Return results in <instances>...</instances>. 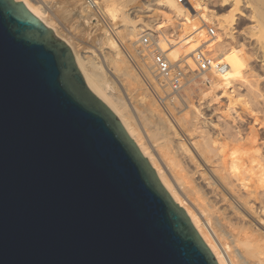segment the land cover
<instances>
[{
  "label": "water",
  "instance_id": "1",
  "mask_svg": "<svg viewBox=\"0 0 264 264\" xmlns=\"http://www.w3.org/2000/svg\"><path fill=\"white\" fill-rule=\"evenodd\" d=\"M0 264H216L70 47L0 0Z\"/></svg>",
  "mask_w": 264,
  "mask_h": 264
},
{
  "label": "bare ground",
  "instance_id": "2",
  "mask_svg": "<svg viewBox=\"0 0 264 264\" xmlns=\"http://www.w3.org/2000/svg\"><path fill=\"white\" fill-rule=\"evenodd\" d=\"M16 1L23 2L26 8L30 11L32 15H34L35 17L40 19L42 22H44L49 28L52 29L55 35L59 36L72 49L76 65L79 71L81 72L88 88L114 113V115L119 120V122L121 123L125 131L130 136V138L133 139L134 143L138 147L141 154L149 161L150 165L153 167L156 173V177L159 183L170 194L174 202L180 205L184 209V211L192 217L195 223V228L202 235L205 243L207 244V246L213 253L216 259V264H264V155L260 152L261 150L260 148L262 147L261 145H263L264 142L263 140L261 141L260 138H259L260 142H258L256 138L257 128L255 126L256 122H254V119L251 125L247 124L249 126L247 128L248 131L246 133L244 132L245 134H243L241 131L242 129L239 128L240 124L239 125L235 124V123L238 124V122L236 121H239L238 119H240L241 116H237L238 117L237 120L235 117L232 116L229 109L231 106L234 105L233 103H236V101L234 97L232 96V93L231 95H229L227 90H225L228 87H231L233 85V82L236 79H240L244 82H249V84L251 81L253 82L255 80L254 76H258V74L256 75L254 74V72L251 73V71H253L255 68L252 70V67H247V65L242 64L243 66L240 65L241 74H238V71H235V69L239 66V64L236 62L237 61L236 58H234V60L230 62H228V60L221 61L225 66L223 69L211 73L213 75H216V78H215L216 81L214 80L215 82L211 83L212 84L211 87L214 90L219 89V88L223 89V93L219 97H222V96L227 97V101L229 103L227 105L226 111L224 110L221 111L222 110L221 107H215L213 109L209 108L210 104L205 102L207 104L205 107V110H208L207 108H209V112L206 113V111H204L202 107L199 108L197 106L195 107V105H192L194 107H190L191 108L190 110L188 109L189 114L187 113L184 117L182 116V118H180L181 120L183 119V121H185L184 126H182V128L185 127V130L183 128L184 131L181 132L182 131L181 130L179 132L178 129H176L174 124L171 122V120H169L170 117L168 119L167 116H164L165 115L164 111H162L163 109H160L158 104L155 103L156 100H154L153 97L152 98L148 97V93H147L148 89H146L147 87L144 86L145 84H143V82L141 81L142 79H140V77L137 76L136 72H134L133 68L135 67L132 68V64H130V62L132 61L128 60L129 59L128 55L131 53L132 50L130 51L129 49L130 51L128 52L129 54L126 55L127 52L124 54V51L121 49L120 45L118 44V41L112 38V32L110 29L102 30L103 36L98 38V43H99L98 47H95L93 50H86L83 52H78L76 50L77 47L75 48V45L72 43L70 39L65 38L64 36H61L59 34L57 27H55L56 25L53 24V22L47 16V13L45 11L46 8L44 9V7L41 4H35V2L33 3V1L31 0H16ZM53 1H57V0H53ZM53 1L51 3H53ZM159 1H161L160 4H162V2L164 3V5L167 4V7L169 6L168 8L171 7L170 9H172L174 12H177L179 14L178 16L181 15L183 17L184 21L179 22L181 21V19L179 20V18H177L179 20L178 21L176 19V16H173L175 17L174 19H176V23H175L174 20H171L172 16L169 17V13L166 12L165 15L167 16L168 14L167 16V20L169 21V22L167 21L168 24L171 22L170 24L171 25L173 24V26L177 27L179 30L180 28H189V29L193 28L192 33L194 34L188 40H184L185 38H182V36L181 38L179 37L180 39L177 37L179 39L178 41H176V38H173V36L170 35L169 36L170 39L167 40L169 44L166 42L168 44L167 46L166 44H163V42L162 43L158 42V44H155V45L159 46L160 50L166 53V55L168 56V58L170 59L172 63L174 62L179 63V61L181 62V60H183L185 57H188V59L186 58L187 60H185V62L191 66L192 63H189V62L192 61L191 59L195 56L196 51H203V49H205L206 46H204V42L208 39L207 34L204 31V28L206 29V27H203L202 25L199 26V24L196 23L197 22L196 18L195 17L193 18V16L195 15V13L199 12L198 16L201 17L200 20H202V22L211 21L212 19L211 20L209 19L208 15L210 14L208 12L211 13L212 10L209 9L207 4H205L206 2H203L204 0L203 1L198 0V2H195V0L194 1L184 0L183 2H178L179 0H159ZM240 2L241 0H239V3ZM47 3H49L48 0H47ZM80 3H81L80 1L75 0L76 5L78 4L79 6ZM87 3H88L87 6L89 7L90 10L86 9V11L92 10V12H94L96 15V16H93L92 18L90 17L91 20H95V22L93 23L94 25H96V22L98 21L99 17L103 18V20L104 19L106 20V18L114 20V14L117 17V14L115 13L117 11H114V10H116V8L118 7L114 9L115 5L113 6V8L111 6L110 7L108 6L106 9L101 10L99 7L101 6V4L98 6L99 3L97 4L95 0H87ZM234 4L238 5V0H235ZM76 5H74L75 8L76 7L78 8V6ZM117 10H120V9H117ZM154 10H155V7L153 11ZM200 10L202 11L200 12ZM211 14L213 16V17L211 16V18L215 19V21L218 24V27L222 29L223 32L225 31L227 34L230 33L229 36L232 37V32L230 31L231 29H233V25L235 21L233 10L232 11L229 10V12H227L226 14L218 15L216 13L217 16H215L214 12H212ZM165 15L162 14V16L164 17ZM171 15H172V11H171ZM262 16L264 17V15ZM262 16L261 18L263 20ZM86 17H89V13ZM125 17L126 18L124 19V24L127 22L126 20H129L128 16H125ZM121 18H124V16L122 15ZM88 19L89 18H87V20ZM87 20H85L86 23H87ZM262 20L260 19L259 22H262ZM140 21H142L141 18H140ZM140 21H136V23L138 22L141 23ZM103 22L106 23V21H103ZM112 27H115V26L112 25ZM131 27L133 28V25ZM140 29L141 28L137 30L140 31ZM254 29L253 31L251 29L252 33L251 31L250 32L247 31V32L250 33V37L252 36V34L253 35L255 34L254 31L258 33V37H256V39L254 37V41H257V42H254V43H256V46L260 48L262 52V64H260L262 66L260 67H263L264 66V41L262 40V37L264 36V27H262L261 25L259 29L256 28L258 30H254ZM137 30H135L136 34L133 31L135 35L133 34V32H131L134 36L131 35L129 39L133 37L134 39L136 38ZM163 34H166V33H163ZM124 35H125V32H124ZM161 37H164V36H161ZM215 38L219 40L218 48L220 52L222 53L221 56L223 55L226 56L230 54L231 52L230 48L232 47L229 46L230 45L229 43L224 42L225 40H221L223 38L221 34H219L218 36H215ZM247 40H248V37H247ZM247 40L245 41L246 42L250 41V40L248 41ZM245 41H242L241 45L243 46V48L247 49L248 47L246 48V45L244 43ZM130 42H132V39H130ZM126 46L127 44L125 45V47ZM257 47H254V49ZM216 50H213V51L216 52ZM134 51L132 52L134 53ZM209 51L211 52V50ZM133 53L131 54V56L133 55ZM229 57H234V55H229ZM138 58L136 57L135 59H138ZM179 64L181 65V63ZM144 66H145L144 68L145 71L143 70L142 71L146 72L147 73L146 75L149 76L148 78L152 80L154 74L152 73L153 71H150L151 66L150 65H144ZM193 68H195V66H193ZM257 70H259V68ZM247 74L251 75V78L249 76L248 78ZM113 77L119 80L120 84L122 85L121 87H123L125 90L123 92L127 94L128 99H131L130 96H132L131 94L133 92H136V88H138V90H140L141 88L142 92L144 93L140 95V97H137V98L140 99L143 97V95L145 97H148V98H145L146 99L145 100L146 104L144 105L145 109L143 108V109L138 110L136 108L137 107L136 105H135L136 107L134 105L130 106L131 108L135 107L134 109H135L137 118L139 120L138 122L139 123L144 122L143 125L144 127L147 126L148 130L143 129L144 131H142V129H140L141 127L140 128L138 127L139 123L135 121L136 115H134L135 116L134 119L132 117L133 114L131 115V112L134 109H132L131 112L129 111L131 109L127 107V103L124 100V96L120 94L122 91L119 93L118 90H120V88L117 90ZM208 81H210V79ZM149 82L154 83L153 80ZM255 83H259V82L256 81ZM132 84H135L134 88L135 87L136 88H135V91L131 93L132 88H133L131 86ZM249 87H252V85ZM256 91L258 92L257 89ZM210 93L211 92L207 91L206 93H204L202 98L204 99L205 97L206 98L210 97L211 99L212 98L217 99L216 98L217 96L215 95L217 93H215V91L212 93V94L215 93L214 95L211 94L212 96H210ZM251 93H252V89H251ZM164 94H162V97ZM261 96H260V101H262ZM133 97L134 96H132V99ZM236 100L239 102V100L241 101L242 99L240 97L239 100L238 99ZM257 100L259 102V98ZM141 101H143V99ZM165 101H168V100H165ZM133 102L134 101H132V103ZM215 102L217 101L215 100ZM161 103H162V100H161ZM246 103L247 102L245 101V99H243L244 108H246L245 107ZM167 104L169 105V103ZM187 104H189V102ZM219 104L222 105V103H219ZM249 106L247 105V107ZM126 107L128 108V110ZM168 108L169 107H167V109ZM249 109L250 108H248V110ZM218 110L219 112L221 111V114L222 112H224L221 116L225 117L231 122L232 124L231 127L233 126V128L235 129L234 131H231L232 128L231 130L229 128H226L227 131L223 133L220 130L221 127L218 128V124L220 123L218 122L217 124L216 122L215 123L213 122L214 120L212 119V116L214 115V113H216L215 111H218ZM245 110L246 112L248 111L247 109ZM250 112L252 111L250 110ZM172 113L173 112H171V114ZM253 114L255 113L252 112L250 115L253 116ZM175 116H177V114ZM147 119H149L150 121ZM180 119L178 120L177 118L178 122L180 121ZM177 120L175 119V121ZM242 121H245V120H242ZM178 122L177 124L180 125L181 121L180 123ZM145 123H147V125ZM139 126H142V124H140ZM222 130H225V129L222 128ZM213 135H215V137ZM227 136H231V138H234L235 140V144H234V143H231L233 139L231 140L230 137H229L230 140L226 139L230 142V144L232 145L231 147L233 149L230 148V145H227L229 142L224 140ZM219 139L222 142H219ZM217 141L219 144L218 146L217 144H214ZM190 144L191 146H189ZM213 144L216 146H214ZM190 147L195 148L196 150L195 152H197V155L193 153ZM252 147H256V148L254 149ZM251 148L254 150H252ZM228 149L230 150V152L227 151ZM213 151H215V153H212ZM183 196H185L188 202L185 201ZM213 211H219V214L214 215L215 213H212Z\"/></svg>",
  "mask_w": 264,
  "mask_h": 264
},
{
  "label": "rangeland",
  "instance_id": "3",
  "mask_svg": "<svg viewBox=\"0 0 264 264\" xmlns=\"http://www.w3.org/2000/svg\"><path fill=\"white\" fill-rule=\"evenodd\" d=\"M31 1H33V3L35 2V4H41L43 7H44V9H45V11H46V13H47V16L50 18V20L53 22V24H55L56 26L55 27H57V30H58V32H59V34L61 35V36H64L65 38H68V39H70L71 41H72V43L75 45V48H76V50L78 51V52H83V51H86V50H93L95 47H98L99 46V43H98V38H100L101 36H103V33H102V30L103 29H110L111 30V32H112V38H114L116 41H118V44L120 45V47H121V49L124 51V54L126 53V55L127 54H129L128 52H130L131 50L132 51H134V53L131 51V53L128 55V57H129V61H132V62H130V64H132V68L133 67H135V68H133V70H134V72H136V74H137V76L138 77H140V79H142L141 81L143 82V84H145L144 86L145 87H147L146 89H148V91H147V93H148V97L150 98H152L153 97V99L154 100H156L155 101V103L156 104H158V106H159V108L160 109H163L162 111H164V116H167V118L169 119V117H170V119L169 120H171V122L174 124V126L176 127V129H178V131L180 132L181 130V132H183L184 130H185V127H183L184 128V130H183V128H182V126H184V124H185V121H183V119L181 120L180 118H182V116L184 117L188 112H189V110L191 109L190 107H194V106H192V105H195V107L197 106V107H199V108H201L202 107V109L204 110V111H206V113H208L209 112V108H215V107H221V111H226V108H227V105H228V101H227V97L226 96H222V97H219L222 93H223V89H213L212 87H211V83H213V82H215L216 81V75H213V74H211V73H207L205 76H203V78H195V74H194V72H189L188 74H187V79H186V83L184 84V86L180 89V91L176 94V93H172L170 90H169V88L166 86V85H164L163 83H162V81H161V79H159L158 78V76L156 75V73H155V71H154V69H153V66H152V60H151V56L148 54V49L144 46V45H142L141 43H140V38H141V36L143 35V34H148L149 36H150V39H151V41L153 42V44L155 45V44H158V42H160V43H162L163 42V44H166V46L169 44V42L167 41V40H169L170 39V35H172L173 36V38H176V41H178L180 38H181V36H182V38H185L184 40H188L194 33H192V30H193V28H191V29H189V28H180V30L177 28V27H174L173 26V24L171 25L170 23V25L168 24V20H167V16H168V14H167V16L165 15V13L166 12H168L169 13V17L170 16H172V18H171V20H174V22L176 23V19L177 18H179V20L181 19V21H179L178 19V21L179 22H183L184 20H183V17L180 15V16H178L179 14L177 13V12H174L172 9H170V8H168L167 7V4L166 5H164V3L162 2V4H160L161 3V1H159V0H109V2H108V0H95L96 2H97V4H98V6L101 4V6H99L100 7V9L101 10H104V9H106L108 6L110 7H112L113 8V6H114V9L116 8V7H118V8H116V10H114V11H117V12H115L116 14H117V17L115 16V14H114V20H112V19H109V18H106V20L104 19L103 20V18H100L99 16V18H100V20H99V18H98V21L96 22V25H94L93 23L95 22V20H91V18L93 17V16H96L95 15V13L94 12H92V10L91 11H89L90 9H89V7L87 6V0H78V1H80L81 3H80V5L78 6V4L76 5L75 4V0H57V1H53V3H51L52 1L50 0H48V2L49 3H47V0H31ZM45 1H46V3H45ZM64 1V2H63ZM74 2V4H73V2ZM102 1V2H101ZM105 3H104V2ZM122 1V2H121ZM127 1H128V3H127ZM149 1V2H148ZM184 0H182L181 2H183ZM194 1V0H193ZM200 1H203V0H200ZM233 1H234V3H235V0H204L203 2H206L205 4H207V6L209 7V9H211L210 11H211V13L212 12H214V14H215V16H217L216 15V13L219 15V14H226L227 12H229V10L230 11H232L233 10V12H234V17H235V21H234V25H233V29H231V31L230 32H232V37H230L229 35H230V33L229 34H227L225 31L223 32V30L222 29H220L219 27H218V24H217V22L215 21V19H213V18H211V16H212V14L210 13V12H208L210 15H208L209 16V19L211 20V21H206V22H202V20H200V18L201 17H199L198 16V14H199V12L198 13H195V15L193 16V18L195 17L196 18V20H197V22L196 23H198L199 24V26H203V27H206V29L204 28V31H205V33L207 34V27H213L214 28V31H215V36H218L219 34H221V36L223 37L221 40H225L224 42H226V43H229L230 45L229 46H231L232 48H230V50H231V52H230V54H228V55H223V56H221L222 55V53L220 52V50H219V48H218V41L219 40H217L216 38H215V36L214 37H209V35L207 34V37H208V39L204 42V46H206L205 47V49H203V52L205 53V54H208V55H210V56H212V58H215V59H218V60H220V61H226V60H228V62H230V61H232V60H234V58H236V62L239 64V66L235 69V71H238V74H241V72H240V65H247V67H252V70L253 71H251V73H253L254 72V74H258V76H259V74H260V76L258 77V76H254L255 77V80L252 82H250V84H249V82H244V81H242V80H240V79H236L234 82H233V85L231 86V87H228L227 89H225V90H227V92H228V94L229 95H231V93H232V96L234 97V99H235V101H236V103H233L232 105L235 107H233V106H231L230 107V109H229V111L231 112V114H232V116L233 117H235L236 118V120L238 119V117L237 116H241V120L240 119H238L239 121H236V122H238V124L237 123H235L236 125H239L240 124V129H242L241 131H242V133L243 134H245L247 131H248V126L249 125H247V124H252L253 123V119H254V122H256L255 123V126H256V128H257V140H258V142H260V139H261V141L263 140V142H264V123H263V121H264V77H263V75H264V70H262V69H264V66L263 67H260V66H262V65H260V64H262V52H261V50H260V48H258L257 46H256V43H254V42H257V41H254V37H255V39H256V37H258V33L256 32V31H254L255 32V36L252 34V38H253V40H252V38L250 37V33H248V32H250L251 31V29H252V31H253V29L254 30H258L259 29V27H261V25H262V27H264V17L262 16V15H264V0H241V2L239 3V0H238V5H236V4H234L233 3ZM111 2H113V3H111ZM179 2V1H178ZM195 2H198V0L196 1L195 0ZM76 3H78V2H76ZM154 3V4H153ZM157 3H158V5H157ZM113 4V5H112ZM117 4H118V6H117ZM125 4H126V6H125ZM74 5H76V6H78V8H77V10H76V8H75V6ZM86 5V6H85ZM122 5V6H121ZM148 5V6H147ZM134 6V7H133ZM164 6V7H163ZM80 7V8H79ZM102 7V8H101ZM120 7V8H119ZM123 7H124V9H123ZM150 7V8H149ZM154 7H155V10L153 11V9H154ZM75 8V9H74ZM165 8V9H164ZM73 9V10H72ZM86 9H89V10H87L86 11ZM117 9H120V10H117ZM123 11H122V10ZM148 9H150V10H148ZM157 9V10H156ZM70 10V11H69ZM74 10H75V12H74ZM164 11V12H162V11ZM170 12H169V11ZM80 11V12H79ZM89 11V12H88ZM131 11V12H130ZM159 11V12H158ZM161 11V12H160ZM171 11H172V15H171ZM202 10H200V12H201ZM119 12V13H118ZM124 12V13H123ZM128 12V13H127ZM153 12H155V13H153ZM88 13H89V17H86L87 15H88ZM91 13V14H90ZM151 13H152V15H151ZM175 13V14H174ZM125 14V15H124ZM140 14V15H139ZM162 14L163 15H165V17H166V19H165V17L164 16H162ZM245 14V15H244ZM249 14V15H248ZM257 14H258V16L259 15H261L262 17H263V20H262V18H261V16H257ZM83 15V16H82ZM85 15V16H84ZM124 16V18H121V16ZM143 15V16H142ZM147 15V16H146ZM125 16H128V19L129 20H126L127 22L125 23V24H127V25H125L124 24V19L126 18ZM134 16V17H133ZM137 16V17H136ZM156 16V17H155ZM166 20H164L162 17ZM173 16H176V19H174L175 17H173ZM178 16V17H177ZM251 16V17H250ZM254 16V17H253ZM85 17V18H84ZM91 17V18H90ZM130 17V18H129ZM213 17V16H212ZM256 17H258V18H256ZM84 18V19H83ZM87 18H89L88 20H87ZM139 18V19H138ZM140 18H141V20L143 21H140ZM154 18V19H153ZM216 18V17H215ZM121 19V20H120ZM131 19H132V21H131ZM135 19V20H134ZM138 19V20H137ZM153 19V20H152ZM156 19V20H155ZM259 19V20H258ZM260 19L262 20V22H263V24H262V22H259L260 21ZM85 20H87V23H86V21ZM121 22H120V21ZM123 20V21H122ZM147 20V21H146ZM150 20V21H149ZM103 21H106V23L105 22H103ZM114 21V22H113ZM117 21V22H116ZM119 21V22H118ZM128 21H129V23H128ZM133 21H134V23H133ZM136 21H140L141 23H136ZM168 21V22H167ZM177 21V22H178ZM199 21V22H198ZM162 22V23H161ZM194 22V23H195ZM118 23V24H117ZM120 23V24H119ZM136 23V24H135ZM146 23V24H145ZM195 23V24H196ZM205 23V24H204ZM260 23V24H259ZM216 24V25H215ZM255 24V25H254ZM112 25L113 26H115V27H112ZM133 25V28L131 27ZM135 25V26H134ZM197 25V24H196ZM258 25V26H257ZM260 25V26H259ZM122 26H124V27H122ZM137 26V27H136ZM146 27V28H145ZM148 27V28H147ZM165 27V28H164ZM218 27V28H217ZM250 27V28H249ZM139 28H141L140 29V31H138L137 29H139ZM152 28V29H151ZM172 28V29H171ZM217 28V29H216ZM248 28V29H247ZM256 28H258V29H256ZM144 29V30H143ZM166 29V30H165ZM245 29V30H244ZM120 31L121 32V34H120V32H118V31ZM135 30H137V35H136V38L134 39V37L133 38H130V39H132V42H130V39H129V37L131 36V35H133L134 34V32H135V34H136V31ZM177 30V31H176ZM127 31V32H126ZM134 31V32H133ZM180 31V32H179ZM222 31V32H221ZM248 31V32H247ZM252 31H251V33H252ZM124 32H125V35H124ZM131 32H133V34L131 33ZM218 32V33H217ZM253 32V33H254ZM54 33V32H53ZM118 33V34H117ZM160 33V34H159ZM163 33H166V34H163ZM171 33V34H170ZM179 35H178V34ZM223 33V34H222ZM257 33V34H256ZM134 34V35H135ZM152 34V35H151ZM175 34V35H174ZM181 34V35H180ZM227 34V35H226ZM54 35H55V33H54ZM118 35V36H117ZM119 35H121V36H119ZM123 35V36H122ZM133 35V36H134ZM154 35V36H153ZM166 35V36H165ZM55 36H57V35H55ZM161 36H164V37H161ZM58 38H60L59 36H57ZM128 37V38H127ZM153 37V38H152ZM179 39H178V38ZM244 37V38H243ZM247 37H248V40H250V41H248L247 40ZM250 37V38H249ZM121 38V39H120ZM161 38V39H160ZM162 38H163V40H162ZM246 38V39H245ZM61 39V38H60ZM128 39V40H127ZM133 39H134V41H133ZM155 39V40H154ZM160 39V40H159ZM261 39V38H260ZM120 40V41H119ZM124 40V41H123ZM158 40V41H157ZM166 40V41H165ZM245 40H247L248 42H246ZM262 40L264 41V36L262 37ZM261 40V41H262ZM242 41H245L244 43H245V45H246V48L247 49H245V48H243V46L241 45V42ZM121 42V43H120ZM139 44H138V43ZM156 42V43H155ZM165 42V43H164ZM168 44H167V43ZM182 42V41H181ZM255 44H253V43ZM247 43V44H246ZM249 43V44H248ZM127 44V48L125 47V45ZM132 47H131V46ZM140 45V46H139ZM130 46V47H129ZM138 46V47H137ZM156 46V45H155ZM251 48H250V47ZM125 47V48H124ZM159 47V46H158ZM254 47H257V48H255L254 49ZM203 48V47H202ZM206 48H208L209 50H211V52L208 50V49H206ZM250 48V49H249ZM71 49V48H70ZM128 49V50H127ZM129 49H130V51H129ZM217 49V50H216ZM253 49V50H252ZM213 50H216V52H214ZM246 50H248V51H246ZM71 51H72V49H71ZM254 51V52H253ZM257 51V52H256ZM250 52H252V53H250ZM256 52V53H255ZM72 53H73V51H72ZM133 53V55H135L138 59H135L136 57L135 56H131V54ZM212 54V55H211ZM74 55V54H73ZM214 55V56H213ZM229 55H234V57H229ZM216 56V57H215ZM132 57V58H131ZM188 59V57H185L183 60H181V62L179 61V63H181V65L177 62V63H173L175 66L176 65H178V66H180V67H183V63H186L185 62V60H187ZM192 61H190L189 63H192L191 64V68H193V66H195L194 64H193V59H191ZM140 61V62H139ZM147 61V62H146ZM188 62V61H187ZM146 63V64H145ZM144 65H150L151 66V69H150V71H153L152 73L154 74V76H153V78H152V80L154 81V83H150L149 81H152V80H150V78H148L149 76L148 75H146L147 73L146 72H143V71H145L144 70V68H145V66ZM193 65V66H192ZM242 65V66H243ZM142 66H143V68H142ZM241 66V67H242ZM140 68V69H139ZM259 68V70H257ZM194 69V68H193ZM143 70V71H142ZM261 71V72H260ZM152 74V75H153ZM250 74V73H249ZM249 74H247V77L249 76L250 78H251V75H249ZM248 77V78H249ZM254 77H253V79H254ZM204 78H206L207 80H209L210 79V81H207V82H204ZM209 78V79H208ZM257 78V79H256ZM259 78V79H258ZM113 80H114V83H115V86H116V88H117V90L120 88V90H118L119 91V93L122 95V96H124V100H125V102L127 103V107L129 108V109H131V110H129L130 112L132 111V109H134L136 106V108L139 110V109H145V104H146V99L145 98H148V97H145L144 95H143V97L142 98H137V97H140V95H142V94H144L143 92H142V89L140 88V90H138V88H136V92H133V91H135V88H134V86H135V84H132L131 86L134 88H132V91H131V95L132 96H134L133 97V99H132V96H130L131 97V99H128V96H127V94H125V92H123V91H125L124 90V88L123 87H121L122 85L120 84V82H119V80L117 79V78H114L113 77ZM147 80V81H146ZM215 80V81H214ZM237 81V82H236ZM240 81V82H239ZM259 82V83H255V82ZM119 83V84H118ZM147 83V84H146ZM246 83V84H245ZM248 83V84H247ZM153 84H154V86H153ZM156 84V85H155ZM256 84H257V86H256ZM252 85V87H249V86H251ZM148 86H150V87H148ZM155 86H156V88H155ZM160 87V88H159ZM165 87V88H164ZM154 88V89H153ZM259 88V89H258ZM159 89H161V90H159ZM248 89V90H247ZM251 89H252V93H251ZM255 89V90H254ZM256 89L258 90V92L256 91ZM153 90V91H152ZM156 92H155V91ZM157 90H159V91H157ZM211 90V91H210ZM213 90V91H212ZM140 91V92H139ZM160 91H161V93H160ZM211 92L210 93V96H212V95H214L215 93H217V94H215L216 96V98L217 99H214V98H210V97H205L204 99L202 98L203 97V95H204V93H206V92ZM215 91V93L214 94H212L213 92ZM234 91H236V92H234ZM142 92V93H141ZM186 92V93H185ZM257 92V93H256ZM124 93V94H123ZM137 93V94H136ZM159 95H158V94ZM165 93V94H164ZM236 93V94H235ZM263 93V94H262ZM162 94H164L163 95V97H165V98H163L162 97ZM189 94V95H188ZM212 94V95H211ZM238 94V95H237ZM259 94V95H258ZM262 96H261V95ZM151 95V96H150ZM166 95V96H165ZM170 95V96H169ZM188 95V96H187ZM225 95H227V94H225ZM237 95V96H236ZM253 95V96H252ZM175 96V97H174ZM260 96L263 98H261V100L262 101H260ZM226 97V98H225ZM240 97H241V101H242V103H241V101L239 100L240 99ZM256 97V98H255ZM137 98V99H136ZM170 98V99H169ZM219 98V99H218ZM222 98V99H221ZM259 98V102H258V99ZM134 99H136V100H134ZM140 101H139V100ZM143 99V101H141ZM160 99V100H159ZM236 99H238L239 100V102L236 100ZM243 99H245V101L247 102L246 104H245V107L246 108H244V105H243ZM161 100H162V103H161ZM165 100H168V101H165ZM184 100V101H183ZM215 100L217 101V102H215ZM220 100V101H219ZM248 100V101H247ZM257 100V101H256ZM132 101H134L133 103H132ZM157 101H159V102H157ZM194 101V102H193ZM219 101V102H218ZM131 102V103H130ZM189 102V104H187V103ZM192 102V103H191ZM201 102V103H200ZM209 103L210 104V107L209 108H207L208 110H205V107H206V103ZM137 103H138V105H137ZM144 103V104H143ZM167 103H169V105L167 104ZM191 103V104H190ZM219 103H222V105H220ZM132 104V105H131ZM141 106H140V105ZM166 104H167V106H166ZM198 104H200V105H198ZM203 104V105H202ZM208 104V105H209ZM214 104V105H213ZM259 104H261V105H259ZM135 106V107H133V108H131L130 106ZM235 105H237V106H235ZM247 105L249 106V107H247ZM144 106V107H143ZM126 107V108H127ZM165 107V108H164ZM167 107H169L168 109H167ZM170 107H171V109H170ZM128 108H127V110H128ZM248 108H250L249 110H248ZM251 108H253V109H251ZM165 109H167V110H165ZM189 109V110H188ZM244 109V110H243ZM245 109H247L248 111L246 112V110ZM187 110V111H186ZM211 110V109H210ZM220 110V109H219ZM219 110L218 111H215L216 113H214V115L212 116V119L214 120L213 122L215 123H217L218 124V122L220 123V124H218V128L219 127H221L220 128V130H221V132H226L227 130H226V128H229L230 130H231V128H232V130L231 131H234L235 129L233 128V126L231 127V122L228 120V119H226L225 117H223V116H221L224 112H222V114H221V111L219 112ZM250 110L252 111V112H254L255 114H253V116L252 115H250L252 112H250ZM258 110V111H257ZM173 112L175 115L177 114V116H175L173 113L171 114V112ZM178 111V112H177ZM182 111H183V113H182ZM129 112V113H130ZM137 112V111H136ZM218 112V113H217ZM257 112V113H256ZM220 113V114H219ZM133 114V119H134V115H136V113H135V109L131 112V115ZM138 114V113H137ZM169 114V115H168ZM189 114V113H188ZM217 114V115H216ZM239 114V115H238ZM261 114H263V115H261ZM172 115V116H171ZM180 115V116H179ZM235 115V116H234ZM173 116H175V117H173ZM248 116H249V118H248ZM256 116V117H255ZM258 116V117H257ZM263 116V117H262ZM178 118V120L180 119V121H181V123H180V121L178 122V120H177V118ZM252 117V118H251ZM136 118H137V115H136V117H135V121H139L138 120V118H137V120H136ZM217 118H218V120H217ZM220 118V119H219ZM242 118H244V119H242ZM247 118V119H246ZM175 119L177 120V121H175ZM202 119V118H201ZM250 119V120H249ZM147 120H149V119H147ZM203 120V119H202ZM225 120V121H224ZM242 120H245V121H242ZM150 121V120H149ZM242 121V122H241ZM252 121V122H251ZM141 122V121H140ZM175 122V123H174ZM177 122L178 123H180V125L179 124H177ZM228 122V123H227ZM247 122H249V123H247ZM251 122V123H250ZM139 123V122H138ZM137 123V124H138ZM140 124H142V126H139ZM144 122H141V123H139L138 124V127L140 128V129H142V131H144L145 129H147L148 130V127L146 126V127H144ZM146 125H147V123H145ZM177 124V125H176ZM246 125H247V127H246ZM260 127H259V126ZM150 126V125H149ZM226 126V127H225ZM180 127H181V129H180ZM222 128L223 129H225V130H222ZM144 129V130H143ZM260 131H259V130ZM150 130V129H149ZM245 132V133H244ZM259 132V133H258ZM196 134V133H195ZM211 135V134H210ZM225 135V134H224ZM214 137H215V135H213ZM231 138V136H227L224 140L225 141H228V140H226V139H229L230 140V138ZM233 137V136H232ZM260 138V139H259ZM221 139V138H220ZM219 139V142H222L221 140ZM233 139V140H232ZM223 140V141H224ZM231 140L232 141H234V142H232L231 141V143H234L235 144V140H234V138H231ZM224 141V142H225ZM229 142V141H228ZM228 142H226V143H228ZM214 144H217V146L219 145L218 144V141L217 142H215ZM213 144V145H214ZM227 145H230V148H232L231 146V144H230V142L227 144ZM189 146H191V144L189 145ZM214 146H216V145H214ZM262 147L260 148L261 150H260V152L264 155V153H263V151H264V144L263 145H261ZM229 147V146H228ZM191 148V147H190ZM229 148V149H230ZM247 148V147H246ZM252 148H256V147H252ZM251 148V149H252ZM192 149V151H193V153L194 154H196L197 155V152H195L196 150H195V148H191ZM227 150V151H229L230 152V150ZM233 149V148H232ZM250 149V150H251ZM254 149H252V150H254ZM249 150V149H248ZM263 150V151H262ZM233 151V150H232ZM212 153H215V151H213ZM184 197V199H185V201H187L188 202V200H186V198H185V196H183ZM212 213H215L214 215H216V214H219V211H213Z\"/></svg>",
  "mask_w": 264,
  "mask_h": 264
},
{
  "label": "built area",
  "instance_id": "4",
  "mask_svg": "<svg viewBox=\"0 0 264 264\" xmlns=\"http://www.w3.org/2000/svg\"><path fill=\"white\" fill-rule=\"evenodd\" d=\"M182 0H179L181 2ZM209 37L215 36L213 27H207ZM140 43L148 49V54L151 56L153 69L172 93H178L186 83V77L189 72H194L195 78H203L207 73H213L224 68V64L203 51H196L192 58L195 68H191L188 63H183V67L174 65L165 52L153 44L148 34H143L140 38ZM204 82L208 80L203 79Z\"/></svg>",
  "mask_w": 264,
  "mask_h": 264
}]
</instances>
